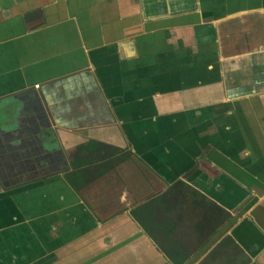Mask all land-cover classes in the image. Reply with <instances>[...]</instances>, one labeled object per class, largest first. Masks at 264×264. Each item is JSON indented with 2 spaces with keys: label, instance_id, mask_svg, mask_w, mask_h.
<instances>
[{
  "label": "crops",
  "instance_id": "1",
  "mask_svg": "<svg viewBox=\"0 0 264 264\" xmlns=\"http://www.w3.org/2000/svg\"><path fill=\"white\" fill-rule=\"evenodd\" d=\"M0 264H264V0H0Z\"/></svg>",
  "mask_w": 264,
  "mask_h": 264
},
{
  "label": "trees",
  "instance_id": "2",
  "mask_svg": "<svg viewBox=\"0 0 264 264\" xmlns=\"http://www.w3.org/2000/svg\"><path fill=\"white\" fill-rule=\"evenodd\" d=\"M134 218L137 220V218L135 217V215H134Z\"/></svg>",
  "mask_w": 264,
  "mask_h": 264
},
{
  "label": "built area",
  "instance_id": "3",
  "mask_svg": "<svg viewBox=\"0 0 264 264\" xmlns=\"http://www.w3.org/2000/svg\"><path fill=\"white\" fill-rule=\"evenodd\" d=\"M36 87L38 86V85H35Z\"/></svg>",
  "mask_w": 264,
  "mask_h": 264
}]
</instances>
